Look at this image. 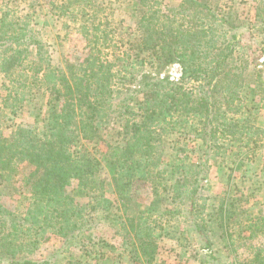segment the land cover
<instances>
[{
  "label": "trees",
  "instance_id": "1",
  "mask_svg": "<svg viewBox=\"0 0 264 264\" xmlns=\"http://www.w3.org/2000/svg\"><path fill=\"white\" fill-rule=\"evenodd\" d=\"M254 1L255 19L244 22L236 10L218 11L211 0H180L177 5L139 0L140 51L151 60L122 53L120 65L91 51L82 64L67 71L52 67L48 45L38 30L29 24L7 28L1 18L0 72L19 81L12 75L34 54L40 65L35 73L47 87L51 112L41 133L23 125L17 126L13 139L0 133V171H7L8 177L20 175L31 195L25 216L18 221L12 215L13 230L8 233L3 224L9 213L0 204V264H55L53 259L18 258L20 251L13 240L21 233L27 238L34 231L29 242L36 249L38 235L46 228H53L57 236L73 237L86 222V207L77 201L78 194L98 199L93 210L109 207L99 176L106 160L113 165L115 191L124 207L133 200L134 189L148 182L154 196L149 208L157 207L158 219L182 217L193 223L203 248L209 250L205 255L209 258L202 257L200 264H264L262 223L250 222L246 226L249 234L242 236L246 242L241 245H247L253 258L242 259L232 233H227L230 260L224 262L201 218L200 202L210 176L211 155H219L220 149L231 150L224 148L227 142L238 146L235 154L240 155L245 147L252 151L253 144L264 139V127L257 125L244 96L249 60L244 53L243 27L264 36V0ZM151 61L179 63L180 79L149 74L145 65ZM256 90L264 101L263 78ZM13 91L19 95L14 87L5 105L15 114L24 98L16 96L9 104ZM110 123L121 128L124 138L106 150L100 131ZM175 133L201 140L203 160L175 153V161H170L164 143ZM185 144L174 149L186 151ZM164 193L169 201L164 202ZM150 215L123 217L122 224L132 221L127 235L134 239L133 257L152 264L159 248L156 239L163 234H154ZM21 220L31 225L20 233ZM260 232L259 242L251 243Z\"/></svg>",
  "mask_w": 264,
  "mask_h": 264
},
{
  "label": "rangeland",
  "instance_id": "2",
  "mask_svg": "<svg viewBox=\"0 0 264 264\" xmlns=\"http://www.w3.org/2000/svg\"><path fill=\"white\" fill-rule=\"evenodd\" d=\"M164 1L166 5H177L180 2ZM137 2L139 0H0V20L5 18L7 28L29 24L38 30L48 45L51 65L57 70L67 71L72 65L79 66L91 51L101 52L103 59L115 60L121 65L122 53L148 57L140 51ZM211 2L218 11L233 8L244 22L255 19L254 0ZM243 28L244 53L249 60V67L245 72L244 96L254 111L252 113L257 125L264 127V101L256 90L259 78L264 79V36L250 32L247 27ZM148 59L151 60L150 56ZM28 60L12 75L19 81L13 82L0 72V133L9 139H13L19 125L43 132L51 112L47 87L35 73L40 65L34 54ZM151 62L145 65V71L149 74L172 80L180 79L182 68L179 63L163 65ZM14 87L19 90V95L16 96L24 98L15 114L5 105V99ZM14 93L15 91L9 97V104L15 102ZM100 132L105 140L102 148L106 150L108 145L120 144L124 138L121 128L115 123L102 125ZM182 144H185L183 147H186V151L174 149ZM253 146L254 150L250 151L245 147L239 155L235 154L238 146L227 142L224 148L231 150L220 149L219 155H211L210 176L201 192V218L207 224L215 252L224 262L230 260L226 244L228 232L232 233V240L240 257L253 258L254 253L249 252L247 245H241L246 242V238L242 236L249 234L250 230H246V226L250 222L259 221V225H264V139ZM164 147L172 162L175 161V153L182 156L187 154L193 161L204 158L203 142L190 135L171 134ZM113 170V165L106 160L99 175L105 186L104 198L111 202L109 207L93 210L92 206L98 203V199H92L90 195H76L77 201L86 207L84 227L73 237H60L53 228H46L38 235L40 243L36 249L29 242L30 238L35 237V232L30 231L27 238H24L27 234L21 233L22 228L25 231L31 224H23L21 220V226L18 227L20 238L13 240L17 251H20L17 257L53 259L55 264H149L133 257L134 239L127 235L132 221L126 220L123 225L122 219L151 214L150 224L156 228L154 234H163L156 239L159 248L152 264H200L201 258L209 250L203 248L193 223L182 217L170 221L158 219L155 213L157 207L149 208L154 196L148 182L134 189L133 200L124 207L123 200L115 191L111 173ZM7 175V171H0V204L9 213L3 224L8 233L13 230L12 215L18 221L25 216L31 195L20 175ZM162 197L164 202L169 201L170 197L165 193ZM161 227L164 229L160 230ZM262 232L251 243H258ZM192 255L197 257L192 258Z\"/></svg>",
  "mask_w": 264,
  "mask_h": 264
}]
</instances>
